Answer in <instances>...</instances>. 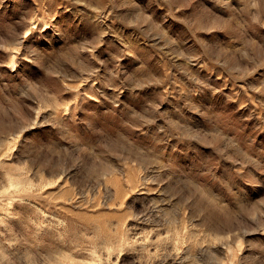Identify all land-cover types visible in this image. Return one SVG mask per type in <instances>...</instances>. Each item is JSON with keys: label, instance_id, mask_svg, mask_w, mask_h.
Instances as JSON below:
<instances>
[{"label": "rangeland", "instance_id": "374dc122", "mask_svg": "<svg viewBox=\"0 0 264 264\" xmlns=\"http://www.w3.org/2000/svg\"><path fill=\"white\" fill-rule=\"evenodd\" d=\"M0 264H264V0H0Z\"/></svg>", "mask_w": 264, "mask_h": 264}]
</instances>
